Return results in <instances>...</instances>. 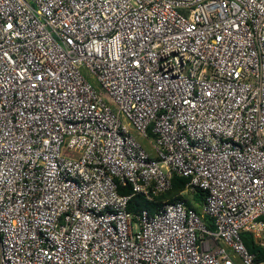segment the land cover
Returning <instances> with one entry per match:
<instances>
[{"label":"built area","instance_id":"built-area-1","mask_svg":"<svg viewBox=\"0 0 264 264\" xmlns=\"http://www.w3.org/2000/svg\"><path fill=\"white\" fill-rule=\"evenodd\" d=\"M173 176L213 228L128 211ZM261 218L264 0H0V264H264Z\"/></svg>","mask_w":264,"mask_h":264},{"label":"trees","instance_id":"trees-1","mask_svg":"<svg viewBox=\"0 0 264 264\" xmlns=\"http://www.w3.org/2000/svg\"><path fill=\"white\" fill-rule=\"evenodd\" d=\"M148 135H149L150 140H154V136L150 133V131L148 132ZM186 183H187V179L181 178L178 176H173L172 180H171L172 186L168 192L163 193L157 197H154L152 201H146L141 196H134L129 201L128 211L132 212V213H138L142 209H147L150 214H153L156 211H158V209L161 207L163 202L171 203V202L180 201L176 197L175 198H173V197L176 196L180 191L183 190ZM120 193H122V191H120ZM205 197H206V193L204 191L198 190L192 196V203L193 204L191 202H188V201H186V202L181 201V202H184L186 210H194L196 212V214L200 218H202V220L206 223V225L209 228H213L211 220L208 217L203 216V214H201L199 212L201 214V216H200V214L198 213V210L194 209V207H193V205H195L197 208L200 207V210L202 212V205L205 201ZM260 220L264 221V218H261ZM240 236H241L242 242H243L245 248L247 249V251L249 253L255 255V261L257 263L264 262V252L261 249V247L253 239V235L250 233L244 232V233H241Z\"/></svg>","mask_w":264,"mask_h":264},{"label":"rangeland","instance_id":"rangeland-1","mask_svg":"<svg viewBox=\"0 0 264 264\" xmlns=\"http://www.w3.org/2000/svg\"><path fill=\"white\" fill-rule=\"evenodd\" d=\"M83 74H84V76L86 77V79L92 84V86H94V87H96L97 86V84H96V82L94 81V80H92L91 78H89V76L83 71ZM139 141H140V143L147 149V151L150 153V154H152V151H151V146H152V141L149 139L148 141L147 140H144V139H140L139 138ZM177 198V199H179L180 201H184V202H186V201H188V202H191L192 203V196H190L187 192H186V190H185V188H183V190L182 191H180L176 196H174L173 198ZM172 198V199H173ZM193 204V203H192ZM193 207H194V209H196V210H198V213L200 212L201 214H202V212H201V210H200V207L199 208H197L195 205H193ZM199 213V214H200ZM201 214H200V216H201Z\"/></svg>","mask_w":264,"mask_h":264}]
</instances>
